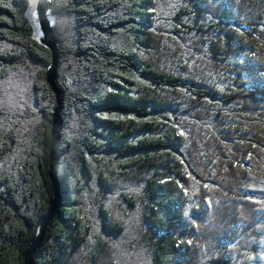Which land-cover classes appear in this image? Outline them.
I'll use <instances>...</instances> for the list:
<instances>
[{
    "label": "trees",
    "instance_id": "trees-1",
    "mask_svg": "<svg viewBox=\"0 0 264 264\" xmlns=\"http://www.w3.org/2000/svg\"><path fill=\"white\" fill-rule=\"evenodd\" d=\"M29 2L0 0V264H22L52 199L51 55ZM225 5L53 0L64 195L35 264H264V121L246 112L264 74L237 70L264 32L231 29Z\"/></svg>",
    "mask_w": 264,
    "mask_h": 264
},
{
    "label": "water",
    "instance_id": "water-1",
    "mask_svg": "<svg viewBox=\"0 0 264 264\" xmlns=\"http://www.w3.org/2000/svg\"><path fill=\"white\" fill-rule=\"evenodd\" d=\"M53 0H35V6L32 16L36 18L38 35L35 38L36 41L46 48L51 55L50 63L47 67L45 83L51 88L54 94L56 102V109L51 115V139L52 146L49 152V166H48V179L52 187V199L48 203V208L40 220L39 227L36 235L31 239L26 252L23 255L22 264H35L33 256L36 251L40 248L43 241V236L49 223L53 220L59 209L60 200L63 198L64 192L60 180L54 173V164L56 162L54 149L59 144L60 139V117L58 111L62 109L63 104V92L58 90L56 87L57 80V67H58V44L54 37V22L52 11ZM29 13V11H28ZM28 16V15H27Z\"/></svg>",
    "mask_w": 264,
    "mask_h": 264
},
{
    "label": "rangeland",
    "instance_id": "rangeland-1",
    "mask_svg": "<svg viewBox=\"0 0 264 264\" xmlns=\"http://www.w3.org/2000/svg\"><path fill=\"white\" fill-rule=\"evenodd\" d=\"M225 6H223L224 9L218 8L214 9L213 14H219L221 11H225L229 14V27L233 29L234 31H237L239 34L241 33H247L246 31H249V29L246 30V27L254 26L255 29L259 30V32H264V0H224ZM220 2V1H219ZM30 9L29 13H27V20H32V13L35 6V0H30ZM217 4V3H216ZM214 6V5H213ZM30 23V22H29ZM32 26V25H31ZM33 29V26H32ZM38 35L33 31V36L36 38ZM264 44V39H259ZM243 42V41H242ZM244 44V42H243ZM240 44V50L242 51L241 54L244 57V61L241 56H239V59L243 60L240 65H244L247 68V72L243 71V69L238 66L237 70L243 74L244 77L252 78V80L256 79V76L260 75V73L264 74V46L263 48H256L252 44L251 46L247 43ZM243 46V47H242ZM249 57H247L246 55ZM256 57L257 59H252L251 57ZM236 69V68H235ZM254 76V77H252ZM239 78L237 79V87H241L242 83ZM248 113H253L256 116H250L254 119H259L260 121L257 122H263L264 121V103L261 101H257L254 105H252L249 108L246 107ZM252 183L256 187H263V180L254 178L252 180Z\"/></svg>",
    "mask_w": 264,
    "mask_h": 264
},
{
    "label": "bare ground",
    "instance_id": "bare-ground-1",
    "mask_svg": "<svg viewBox=\"0 0 264 264\" xmlns=\"http://www.w3.org/2000/svg\"><path fill=\"white\" fill-rule=\"evenodd\" d=\"M30 14V13H29ZM30 24L33 26L34 32L37 33L38 27H37V21L36 18L32 17V20H29Z\"/></svg>",
    "mask_w": 264,
    "mask_h": 264
}]
</instances>
